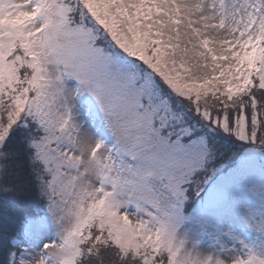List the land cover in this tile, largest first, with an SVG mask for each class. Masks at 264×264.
Masks as SVG:
<instances>
[{
    "label": "snow or ice",
    "instance_id": "snow-or-ice-1",
    "mask_svg": "<svg viewBox=\"0 0 264 264\" xmlns=\"http://www.w3.org/2000/svg\"><path fill=\"white\" fill-rule=\"evenodd\" d=\"M0 264H264V0H0Z\"/></svg>",
    "mask_w": 264,
    "mask_h": 264
}]
</instances>
